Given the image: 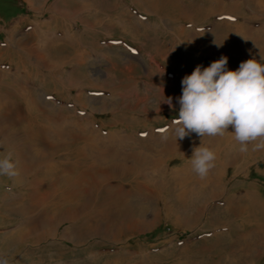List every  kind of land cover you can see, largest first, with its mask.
Wrapping results in <instances>:
<instances>
[{"label": "rangeland", "instance_id": "1", "mask_svg": "<svg viewBox=\"0 0 264 264\" xmlns=\"http://www.w3.org/2000/svg\"><path fill=\"white\" fill-rule=\"evenodd\" d=\"M222 56L264 64V0H0V155L20 171L0 177V255L264 264V150L169 131L182 78Z\"/></svg>", "mask_w": 264, "mask_h": 264}, {"label": "clouds", "instance_id": "2", "mask_svg": "<svg viewBox=\"0 0 264 264\" xmlns=\"http://www.w3.org/2000/svg\"><path fill=\"white\" fill-rule=\"evenodd\" d=\"M227 64L228 57L222 56L208 67L197 65L182 78L178 117L171 121L169 131L177 140L191 133L203 139L223 137L231 126L240 153H247L250 144L252 151L264 150V64L255 58L241 62L237 70H228ZM166 103L171 107V98ZM216 158L215 151L201 142L193 149L191 168L203 179ZM0 177H20L11 152L0 155ZM0 264L9 261L0 255Z\"/></svg>", "mask_w": 264, "mask_h": 264}, {"label": "bare ground", "instance_id": "3", "mask_svg": "<svg viewBox=\"0 0 264 264\" xmlns=\"http://www.w3.org/2000/svg\"><path fill=\"white\" fill-rule=\"evenodd\" d=\"M175 104H178V103H175ZM175 106V105H174ZM230 137V136H229ZM231 138L233 139V136H231ZM218 140V139H217ZM222 141V140H221ZM257 165H258V167H260L261 166V164L260 163H257Z\"/></svg>", "mask_w": 264, "mask_h": 264}]
</instances>
